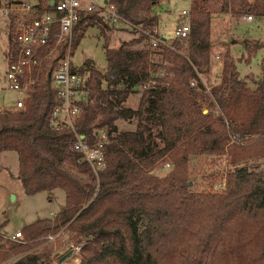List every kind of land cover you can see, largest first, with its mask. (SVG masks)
Listing matches in <instances>:
<instances>
[{"label": "trees", "instance_id": "1", "mask_svg": "<svg viewBox=\"0 0 264 264\" xmlns=\"http://www.w3.org/2000/svg\"><path fill=\"white\" fill-rule=\"evenodd\" d=\"M108 1L142 30L157 25L154 9L162 0ZM220 12L264 17V0H190L184 41L152 47L134 29L137 36L106 47L107 71L89 70V98L75 125L85 136L96 128L108 133L97 178L73 150L74 131L51 128L49 83L22 109L0 112V154H17L25 194L60 189L65 197L53 217L22 227L20 240L0 233V264H50L47 254L27 250L60 230L81 244L78 264H264V169L249 165L264 159V73L251 88L231 65L225 83L207 89L211 18ZM103 17L83 12L72 46ZM19 18L8 16L10 48ZM133 94L135 108L126 105ZM118 120L133 121L134 129L120 130ZM233 133L254 138L239 145L230 142ZM195 154L225 161L219 179L217 172L204 176L206 187L190 178ZM168 160L172 168L154 173ZM217 182H224L219 190Z\"/></svg>", "mask_w": 264, "mask_h": 264}, {"label": "rangeland", "instance_id": "2", "mask_svg": "<svg viewBox=\"0 0 264 264\" xmlns=\"http://www.w3.org/2000/svg\"><path fill=\"white\" fill-rule=\"evenodd\" d=\"M35 0H0V7L8 2ZM104 3L105 0H91ZM190 0H162L154 9L157 14L158 34L171 44L174 39V30L177 26L186 22V16L181 11L189 9ZM247 15V14H246ZM245 16V15H244ZM244 16L234 18L226 12L215 13L211 18V70L203 75V82L209 89L218 88L223 85L229 76L230 66L233 65L240 79L245 80L251 88H254L264 73V17L252 16L247 21ZM104 22L87 27L78 45L72 46L73 62L79 69L84 70L89 76L90 69H97L106 73L105 51L106 47H118L122 41H127L133 36L134 29L110 23L105 17ZM8 17L0 9V112L12 111L15 95L6 87L5 71L6 63L4 54L8 45ZM73 36V35H72ZM88 62V64H86ZM103 81V86H105ZM138 94H133L126 102L127 106L135 108L138 103ZM3 106L6 107H2ZM207 109H203L206 113ZM120 130H133L134 122L118 120ZM169 163V166H166ZM258 169H264V159L249 163ZM173 163L168 160L158 164L154 173L164 175ZM225 167V161L205 155H190L189 169L190 178L198 185L207 186L208 181L204 176L210 173H221ZM64 193L60 189L42 191L33 195L25 194L17 169V154L15 152H4L0 154V233L7 239L11 235L22 231L25 225L41 219L51 218L64 208ZM60 235L54 240H43L36 246H32L27 252L39 251L47 254L50 264H78L79 255L71 247L78 246L68 241V233L60 230ZM81 247V246H80ZM16 259V258H14ZM13 259V260H14ZM12 261V260H11ZM5 264H8L6 262Z\"/></svg>", "mask_w": 264, "mask_h": 264}, {"label": "built area", "instance_id": "3", "mask_svg": "<svg viewBox=\"0 0 264 264\" xmlns=\"http://www.w3.org/2000/svg\"><path fill=\"white\" fill-rule=\"evenodd\" d=\"M40 0L8 2L0 7L7 14L18 13L19 21L14 31V45L7 47L4 54L6 63V87L15 95L12 111L22 109L25 99L33 91L45 88L46 84L55 90L49 124L52 129L61 128L74 131L73 150L79 152L81 160L86 162L95 177L104 169L106 160L104 147L108 143V133L104 128H96L88 136L75 130L81 114V107L88 101L89 89L87 73L80 71L73 62L72 32L83 12L100 11L110 23L133 28L145 34L152 47L166 41L158 34L157 26L150 29L140 28L127 21L116 12L112 3H97L91 0H46L51 10H42ZM186 22L174 30V39L182 42L189 34V9L182 10ZM249 21L251 14L244 16ZM207 89H209L207 87ZM254 137L248 134L233 133L230 142L246 145ZM169 166V163H166ZM224 182H217L214 188L219 190ZM60 233L49 235L47 241L54 240ZM20 232L11 235L12 239L20 238ZM81 245L72 248L78 253Z\"/></svg>", "mask_w": 264, "mask_h": 264}, {"label": "crops", "instance_id": "4", "mask_svg": "<svg viewBox=\"0 0 264 264\" xmlns=\"http://www.w3.org/2000/svg\"><path fill=\"white\" fill-rule=\"evenodd\" d=\"M0 101H1V99H0ZM1 106H2V107H6V106H3L2 104H1ZM12 107H13V106H11V107H7V108H11V109H12Z\"/></svg>", "mask_w": 264, "mask_h": 264}, {"label": "water", "instance_id": "5", "mask_svg": "<svg viewBox=\"0 0 264 264\" xmlns=\"http://www.w3.org/2000/svg\"><path fill=\"white\" fill-rule=\"evenodd\" d=\"M108 0H105L104 2L106 3Z\"/></svg>", "mask_w": 264, "mask_h": 264}]
</instances>
